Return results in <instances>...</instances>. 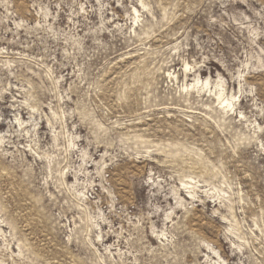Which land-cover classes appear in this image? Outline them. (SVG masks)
<instances>
[{"label": "rangeland", "instance_id": "obj_1", "mask_svg": "<svg viewBox=\"0 0 264 264\" xmlns=\"http://www.w3.org/2000/svg\"><path fill=\"white\" fill-rule=\"evenodd\" d=\"M0 264H264V0H0Z\"/></svg>", "mask_w": 264, "mask_h": 264}, {"label": "bare ground", "instance_id": "obj_2", "mask_svg": "<svg viewBox=\"0 0 264 264\" xmlns=\"http://www.w3.org/2000/svg\"><path fill=\"white\" fill-rule=\"evenodd\" d=\"M220 97H222V94L220 93V94H218V98H220ZM232 98V97H231ZM225 100V103H226V105L227 106H230L231 104L230 103H228V99H227V97H225V99H223V101Z\"/></svg>", "mask_w": 264, "mask_h": 264}]
</instances>
